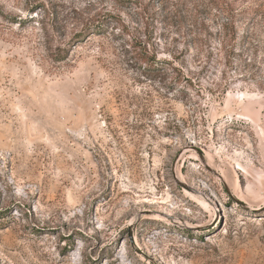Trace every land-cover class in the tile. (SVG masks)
I'll list each match as a JSON object with an SVG mask.
<instances>
[{
    "label": "rangeland",
    "instance_id": "rangeland-1",
    "mask_svg": "<svg viewBox=\"0 0 264 264\" xmlns=\"http://www.w3.org/2000/svg\"><path fill=\"white\" fill-rule=\"evenodd\" d=\"M217 1L0 0V264H264V0Z\"/></svg>",
    "mask_w": 264,
    "mask_h": 264
},
{
    "label": "trees",
    "instance_id": "trees-1",
    "mask_svg": "<svg viewBox=\"0 0 264 264\" xmlns=\"http://www.w3.org/2000/svg\"><path fill=\"white\" fill-rule=\"evenodd\" d=\"M215 6H216L217 11L222 15V19L219 23V30H218L221 39L224 40L230 31L233 32V34H234L233 38H235L237 27L235 26V19H234L233 10L230 8H227V7H223L222 3H220V5H219L217 0H215ZM92 30H102V29H100L99 25H96L93 27ZM85 31H87V29ZM93 32H95V31H93ZM80 37H81V35H80ZM223 44H224V41H223ZM232 46H234V44H232L231 47ZM231 50H233V49H231ZM138 58L140 59V61L143 62L144 68L147 71L154 72V71H158L159 69H162L165 71L168 69H171L172 71H175V74H177V76L174 79L175 84H178V83L180 84V82L185 80V86H183V87H185L187 90H189V89L194 90L195 89L194 85L191 83L190 80H188L186 78L185 75L182 74L181 70H178L176 67H174L171 63H169L167 61H161L159 59H156L155 55L150 54L149 51H147L146 49L141 55H138ZM159 66L161 68H159Z\"/></svg>",
    "mask_w": 264,
    "mask_h": 264
},
{
    "label": "bare ground",
    "instance_id": "bare-ground-1",
    "mask_svg": "<svg viewBox=\"0 0 264 264\" xmlns=\"http://www.w3.org/2000/svg\"><path fill=\"white\" fill-rule=\"evenodd\" d=\"M200 204H201V207H205V202L201 201Z\"/></svg>",
    "mask_w": 264,
    "mask_h": 264
}]
</instances>
